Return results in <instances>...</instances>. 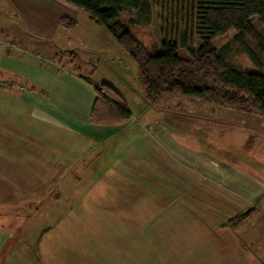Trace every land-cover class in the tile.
Segmentation results:
<instances>
[{"label":"crops","instance_id":"0c3cea01","mask_svg":"<svg viewBox=\"0 0 264 264\" xmlns=\"http://www.w3.org/2000/svg\"><path fill=\"white\" fill-rule=\"evenodd\" d=\"M79 12L66 0H0L1 36L25 49L8 50L0 44V264H38L14 248L23 229L16 231L9 222L17 215L26 218L28 204H58L61 200L48 197L50 190L34 194L25 188L62 187L55 193L61 195L68 182L88 195L82 203L80 190L72 202L77 203L74 209L78 213L69 208L73 213L69 230L74 232L67 240L76 242L77 250L48 246L53 253L45 258L46 264H146V250L153 252L148 264H264V172L254 158H246L249 152L264 155V146L252 136L240 145L229 141L227 137L235 138L233 133L222 128L223 143L233 149L216 148L219 157L184 149L177 145L180 131L176 134L169 126L155 127L149 121L147 130L131 131L137 142L136 156L121 159L129 165L124 167L128 178L107 177L101 172L106 160L98 164L84 158L86 153L100 155L117 145L128 149L131 141H123L120 133L134 122L131 116L116 124L94 123L95 84L100 81L94 83L86 64L65 48L47 46L57 37L61 18ZM128 121L131 123H125ZM63 126L84 138L86 147L71 153L68 145L79 149L77 140H82L73 136L70 143ZM183 140L190 142L186 136ZM41 150L46 152L40 154ZM47 152L53 153L54 162ZM146 152L154 160L165 161L162 154L179 156L187 162L184 176L167 182L145 181L146 172L159 171ZM34 158L41 162H33ZM66 170L76 171L67 182ZM146 182L152 186L147 192ZM161 185L172 188L174 195L156 194L155 187ZM242 213L248 215L236 227L230 226ZM150 222L152 226L147 228ZM148 232L149 236H167L168 247L162 250L147 242ZM132 236H136V251L129 253ZM107 238L116 245H106ZM42 250L37 253L41 255Z\"/></svg>","mask_w":264,"mask_h":264},{"label":"rangeland","instance_id":"374dc122","mask_svg":"<svg viewBox=\"0 0 264 264\" xmlns=\"http://www.w3.org/2000/svg\"><path fill=\"white\" fill-rule=\"evenodd\" d=\"M148 2L150 6L144 10L123 12L118 17L121 22L127 24L129 28L136 33L137 37L146 46L159 49L164 40H171L178 43L179 54L184 57H189L187 49L182 46L184 34H186L188 47L198 49L201 46L203 38L207 33L204 32L203 27H201V24L198 22V4H195L194 0H148ZM79 10L80 12L74 16L77 20V25H69L61 22L60 28L57 31V37L54 38V42H48L47 46L51 47L57 45L58 47H63L68 54L71 53V55H75L73 57L81 59V61L86 64V67L90 69V72L93 73L91 77L92 81L98 83L97 81L99 80L100 83L105 82L112 85L132 113V122L134 123L122 129L120 133L123 141L127 139L131 141L128 145V149H119L120 145H117L113 149L112 147L106 149L104 152L100 153V155L89 152L84 156V158L87 157L91 162L93 161V163L98 161V164L101 160H106L107 163L104 166V170L101 171L105 176L118 178L117 175H123V178H128L125 175L124 167L129 168V165L123 164L121 159L125 161L126 159H124V157H126V155H128V157L133 155L136 156L137 152L135 153L134 151H136L135 146L137 142L135 138L132 140L131 131L133 129H138L140 132L143 128L147 130V123H149V121L154 123L155 125L153 126L155 127L157 125L169 126L171 129L170 131L173 133L180 131L178 134L176 133L180 139L177 141V145L184 147V149L189 147L192 151L198 153L211 152L221 157L220 151H217L216 148L222 149V146L225 145L222 140V128L225 131L233 133L235 138L233 139L229 136V138L227 137L229 141L235 140L240 145H243L245 140L252 136L254 140H257V144L264 146V117L262 116L235 110L233 108H226L214 103L188 99L171 93H164L161 98L156 99L153 103L147 100L145 90L139 78V68L136 60L106 27L93 22L84 10ZM253 21L257 29L263 33L264 29L258 23L256 17ZM235 35V31L230 30L228 33L214 38L212 43L231 65L247 71H256L257 68L247 55L238 49L234 40ZM90 72H88V75H90ZM129 122L130 121L125 123ZM63 127L65 129V137L70 143L73 142L74 137L77 139V137L80 136L75 131L69 130L70 128L66 126ZM127 133L128 137L125 138V134ZM150 134L153 135V132ZM185 136L190 142L183 140ZM80 140L82 141L77 140L78 143H81L79 149L77 145H68L71 149V153H74V151H72L73 149L78 153L81 147L83 148L84 145L86 147L84 138L80 136ZM226 147L233 149L231 146ZM45 152V150H41L39 153L44 154ZM49 153V158L53 160L51 162H54L55 156L53 153ZM168 153L170 154V152ZM242 153L247 154V151ZM146 155L150 157L149 161L152 165H155L159 171H155V173L151 171L146 172L145 181L149 180L152 181V183L154 181L167 182L166 179H179L180 176H184L183 169H185V164H187V162L180 160L181 158L179 156L162 154V158H165L164 161L162 159L154 160L148 152H146ZM251 157L255 159L256 166L264 172L262 168L264 164V160H262L264 159V155L258 152H256V154L254 152H249L246 158ZM117 158H119V160L115 161ZM223 161L229 163L234 162V160L226 159H223ZM33 162H41V159H35ZM166 165H170L171 167L173 165L176 166V168L166 167ZM68 166L71 167L72 165ZM49 167H51V165H49ZM107 167L112 168L106 170ZM115 168H120V170H116ZM121 169L123 171L120 173ZM65 173L66 182L68 179L73 178V176L70 178L72 174L76 175V171L72 172V170H66ZM128 173H130V171H128ZM67 184H69L68 187H66ZM67 184L61 195L55 193H60L63 189L62 187L25 188L28 191L30 190L29 193L34 194H40L42 189L43 192L50 190L51 192H49L48 197H55L57 199L61 197V200H59L60 203H25V205H30V207H27L29 210L26 211L28 216L22 218L21 215H17L16 218L9 222L10 226L16 229V231L23 229V233L19 231L20 235L18 234L20 242L16 243L14 248L23 251V254L30 258L32 262L37 260L38 264H46L47 260L45 261V258L53 253L52 249L50 247L48 248V246H59L63 249L70 248L77 250L76 242L69 243L67 240V238L72 235L71 232H74L69 230V223L72 221L70 217L73 216V213L75 214V211L77 212V210L74 209L77 207V203L72 205V202L78 197L80 190L82 203L86 201L85 197L88 195H85V192L82 191L83 188L74 187L70 182ZM151 187L152 186L146 182V192L150 190ZM154 190L156 194H163L169 198L174 195H171L172 188L167 186L161 185L158 188L155 187ZM2 192H4V190H2ZM78 200L79 198H77V201ZM5 205L6 204H4V206ZM62 207L64 209H62ZM69 208L70 210L74 209V212L69 213ZM164 209H166V207ZM74 218L77 219L76 217ZM152 223L153 222L147 223V228L151 227ZM81 233H84V231L82 230ZM149 235L148 232V234H146L147 242L150 240L151 244L154 243L156 247H161L162 250L164 247H168L167 236ZM82 236L83 238L87 237L86 235ZM121 237L125 240L124 237L126 236ZM132 238L134 241L129 237L127 238L128 241L133 242H130L128 245L127 251L129 253L131 251L133 253L136 251V236H132ZM105 244L108 246L116 245L113 241L111 245L109 238H107ZM42 247V253L39 255L37 252ZM118 247L120 246L118 245ZM162 250H160V253H162ZM163 254L167 255L168 252L166 251ZM145 255V262L148 264L153 258V252H148L146 250Z\"/></svg>","mask_w":264,"mask_h":264},{"label":"trees","instance_id":"16d2710c","mask_svg":"<svg viewBox=\"0 0 264 264\" xmlns=\"http://www.w3.org/2000/svg\"><path fill=\"white\" fill-rule=\"evenodd\" d=\"M106 29L136 60L146 98L153 103L164 93L209 102L264 117V0H194L198 22L206 34L198 49L188 47L186 34L182 46L189 57L178 52V43L164 40L159 49L146 46L118 17L123 12L144 10L148 0H66ZM75 25V17L60 20ZM234 30L238 49L257 68L244 70L227 62L212 40ZM96 101L91 120L99 125L123 122L132 116L120 94L107 83L95 84ZM248 213L230 222L239 225Z\"/></svg>","mask_w":264,"mask_h":264},{"label":"built area","instance_id":"2783aa9c","mask_svg":"<svg viewBox=\"0 0 264 264\" xmlns=\"http://www.w3.org/2000/svg\"><path fill=\"white\" fill-rule=\"evenodd\" d=\"M0 44L3 45V46H6L8 48V50L18 49V50L25 51L24 48L20 47V44H17V43L13 42L10 39L4 38L3 36H1V34H0Z\"/></svg>","mask_w":264,"mask_h":264}]
</instances>
